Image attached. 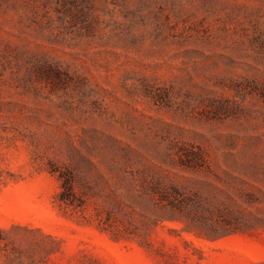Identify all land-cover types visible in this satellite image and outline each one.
<instances>
[{
    "label": "rangeland",
    "instance_id": "1",
    "mask_svg": "<svg viewBox=\"0 0 264 264\" xmlns=\"http://www.w3.org/2000/svg\"><path fill=\"white\" fill-rule=\"evenodd\" d=\"M0 264H264V0H0Z\"/></svg>",
    "mask_w": 264,
    "mask_h": 264
},
{
    "label": "trees",
    "instance_id": "2",
    "mask_svg": "<svg viewBox=\"0 0 264 264\" xmlns=\"http://www.w3.org/2000/svg\"><path fill=\"white\" fill-rule=\"evenodd\" d=\"M181 165L189 168H200L203 162H180ZM49 170L56 173V176L60 183V189L56 194L55 200L61 208L79 211L80 217L84 221H89L90 218L96 221V225L102 229H109L115 238H118L125 230L120 228L116 219H113L109 213L102 215V211L95 209V211L87 216L84 213L85 206L90 196H92L91 188L85 189L83 186L81 191H77L78 180L74 169L71 167H61L54 163H49ZM89 191V192H88ZM148 191L151 194V198L154 201L155 206L161 209H170L175 211L180 216L187 218L192 224L200 222L204 219L201 214L195 208L193 202L187 195L183 194L179 188L172 183H167L159 178H152L148 183ZM229 223V222H226ZM190 227V226H189ZM187 229L188 225H187ZM242 229L239 224H233V226L223 227L222 230L217 231L215 228H209V233H213V237H220L232 232H236ZM207 237L208 234H205Z\"/></svg>",
    "mask_w": 264,
    "mask_h": 264
}]
</instances>
